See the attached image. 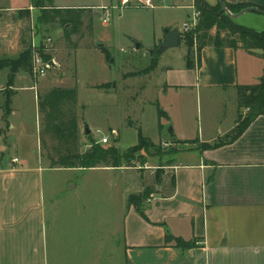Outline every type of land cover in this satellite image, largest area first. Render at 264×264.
<instances>
[{
	"label": "rangeland",
	"instance_id": "rangeland-1",
	"mask_svg": "<svg viewBox=\"0 0 264 264\" xmlns=\"http://www.w3.org/2000/svg\"><path fill=\"white\" fill-rule=\"evenodd\" d=\"M54 3L85 7L81 18L82 25L77 33L71 32L66 36L62 25L42 23L39 9L33 6L30 7L29 18L13 23L15 20H12V14L7 16L8 22L2 29L6 37L2 39L6 41H0V59L8 61L18 58L24 50L31 53L34 45L42 44L46 37H50L52 41L48 60L53 65L45 67L44 76L38 79L31 76V89L26 88L19 92L16 102L19 111L12 118L16 124L12 143L19 145L28 155L31 154L32 163L36 161L40 167H44L42 182L49 193L53 192L62 197L69 193L77 195L79 200L76 198L77 202L71 204L73 212L74 203L79 206L85 203V212L80 211V217L83 215L87 220L83 227L85 250H92L94 243L98 245V237L103 253L101 264H114L109 255L113 257L117 251L113 239L115 227L117 243L122 242L125 196L138 194L145 186L154 190L158 173L169 180L171 166L180 152L207 150L204 148L206 145H213L218 138L210 143L199 142L198 128L204 130L203 136L207 138L206 134L213 132L219 124L224 127L236 121L237 90H200L197 94L179 90L186 97L181 96L178 99V93H174L176 97H171V90L177 89L168 90L163 84L161 68L175 67L185 61L189 47L187 37L193 35L200 18L195 0H154V4L159 5L153 9L144 8L134 1L122 7L116 0H52V4ZM216 4L217 2L213 6ZM29 5L30 0H0V6L9 9ZM100 5L109 8L110 15L106 22L102 20ZM112 5L117 7L111 8ZM188 5L190 7L187 8ZM0 13L7 14L8 11L1 10ZM193 14L197 24L187 34L182 35L179 28L184 20L190 21ZM261 19H264V15L253 11L232 21L224 16L221 18L223 25H228L234 31L252 28L251 26L264 28ZM168 22H173V27L179 31V45L156 53L158 46L153 37L159 36ZM211 33H219L221 36L226 34L218 28H213ZM136 43L140 44L138 49L135 47ZM236 49L239 60L246 54L258 59L256 61L261 64L262 74V58L249 54L242 47L238 46ZM150 50L153 52L150 53ZM154 59H157L158 66H153ZM10 72V67L0 69V103H6L7 98L16 92L14 80L17 75L28 78L29 74L18 70L14 73L12 83H9ZM259 79L260 77L251 84L258 83ZM21 83L22 81L17 85ZM54 87L76 88L74 110L78 118L79 150L82 152L89 146L83 133V124L86 123L97 142L101 143L103 135H110L109 141L101 144H114L118 148L121 155L118 167L108 171H79L54 170L45 166L42 151L44 141L47 140L48 148L55 141L46 137L49 121L44 110L40 108L38 98ZM172 98L177 102L179 100L176 108L167 103ZM165 106L171 114L165 111ZM245 113L246 110L242 109V117ZM179 124L190 130L186 133L187 141H179L167 130ZM2 134L0 132L1 141L4 140ZM8 153L9 156L14 154L11 151ZM74 185H78L76 190L70 189ZM152 197L151 194L148 199ZM57 213L60 218L61 207L57 209ZM99 215L103 220L102 229H98L97 223L94 224L92 220ZM89 236L96 238L91 246L88 242ZM92 262L93 259L87 255L85 263Z\"/></svg>",
	"mask_w": 264,
	"mask_h": 264
},
{
	"label": "crops",
	"instance_id": "crops-1",
	"mask_svg": "<svg viewBox=\"0 0 264 264\" xmlns=\"http://www.w3.org/2000/svg\"><path fill=\"white\" fill-rule=\"evenodd\" d=\"M150 1L151 6H140L153 9L159 5ZM205 1L210 5L218 2ZM223 1L264 7V0ZM53 5L72 7L60 3ZM30 7L31 3L28 7L13 9L0 6V11H8L7 14L0 13L1 42L6 41L2 39L6 38L2 29L8 22L7 16L12 14L15 23L22 20L16 11ZM172 24L166 23L165 28L173 27ZM251 27L264 31V28ZM164 35L163 31L153 37L156 45ZM251 57L246 54L239 60L236 48L205 46L200 50L199 66L195 64L188 68L184 61L175 67L161 68L163 84L168 90L176 88L171 90V97L178 93V99L186 97L179 90L197 94L200 90L227 91L236 89L237 85H251L262 75L258 59ZM27 77L19 74L14 80L16 92L9 98L10 112L6 118L3 117L5 103H0V132L4 139H0V264H86L87 255L93 259L90 264H101L100 238L97 237L99 244L94 243L92 250H85L83 227L87 220L83 215L80 217V211L85 212V203L82 206L74 203L73 212L71 204L76 198L79 200L77 195L69 193L62 197L49 193L42 182L44 167L35 160L32 163L31 154L12 143L16 128L12 118L19 111L16 106L19 92L32 86L31 75L27 74ZM174 99L167 103L176 108L179 100ZM164 109L171 114L168 107ZM235 124L236 121L224 127L219 124L213 132L206 134L207 138L199 127L198 140L213 142ZM167 130L179 141H187L186 133L190 131L181 124ZM8 151L14 154L9 156ZM13 158L18 162L11 163ZM45 163L47 168L54 170H112L104 166L50 168L48 160L45 159ZM171 168L170 179L162 175L153 197L144 203L145 217L134 206L127 205L130 194L125 196L122 242L117 243L115 227L113 239L117 251L113 257L109 255V259L114 264H264V113L231 143L202 151L180 152ZM77 186L70 189L76 190ZM92 220L98 229H102L100 215ZM167 234L185 241L194 240L195 246L176 248L173 242L165 243ZM94 239L89 236L90 246Z\"/></svg>",
	"mask_w": 264,
	"mask_h": 264
},
{
	"label": "trees",
	"instance_id": "trees-1",
	"mask_svg": "<svg viewBox=\"0 0 264 264\" xmlns=\"http://www.w3.org/2000/svg\"><path fill=\"white\" fill-rule=\"evenodd\" d=\"M31 6L39 9V19L44 24L57 23L64 27L66 36L71 32L77 33L82 25V16L85 7H56L52 0H30ZM231 13H237L248 4L225 3ZM195 6L200 12L199 23L193 31V35L187 37L189 47L185 55V63L188 68H193L195 64L200 65V50L205 46L215 47H242L251 55L259 56L264 62V31L253 28H245L241 31H234L228 25H223L222 16L227 20L231 18L221 9V5H208L205 0H195ZM261 9L264 7L258 6ZM18 18L25 19L30 16V9L24 8L16 11ZM170 28V27H168ZM218 28L226 34H212L211 30ZM182 34V33H181ZM187 34L183 33L182 35ZM237 37H234V35ZM180 40V38H179ZM40 52H42L40 50ZM44 59L50 56L43 55ZM157 65V59L153 60V66ZM10 67L8 82L12 83L14 73L18 70L31 72V54L29 50H24L20 56L14 60L0 59V69ZM237 120L235 126L225 135L220 137L213 145H206L205 149L217 148L236 140L244 130L259 115L264 113V64L262 75L256 84L237 85ZM39 105L48 117L47 139L55 141L51 147H47L44 141L42 151L45 159L49 162L50 168H80L91 169L99 166L116 168L120 165L121 155L114 145L104 146L97 142L91 134L86 138L89 146L86 150H79V130L78 118L75 113L76 88L54 87L45 92L39 98ZM9 98H7L3 117L10 112ZM246 113L242 117L241 110ZM160 173L155 177L156 183H160ZM174 186V179L171 178ZM153 188L145 186L139 194H130L127 197V205L134 206V209L143 217V206L149 196L153 193ZM176 248L189 249L195 246L194 242L185 241L171 235L165 236V243H172Z\"/></svg>",
	"mask_w": 264,
	"mask_h": 264
},
{
	"label": "built area",
	"instance_id": "built-area-1",
	"mask_svg": "<svg viewBox=\"0 0 264 264\" xmlns=\"http://www.w3.org/2000/svg\"><path fill=\"white\" fill-rule=\"evenodd\" d=\"M131 1L136 2L138 5H143V6H151V1L150 0H119V5L122 7L123 5H128L131 3ZM117 6H112L111 8H116ZM99 9L101 10L103 14V22H106L109 18V8L108 6H100ZM197 24V19L195 17V14L192 15V18L190 21H185L183 22L182 26L179 28V31L183 34L188 32L191 27ZM50 37H46L43 39V43L38 45H34L31 51V72L30 75L33 76V78H40L45 75V67L50 66V60L44 59L43 55H48L52 48V43H51ZM40 44V45H39ZM40 50L42 52H40ZM110 135L106 134L103 135L100 139L101 143H107L109 141ZM13 162H17V158H13Z\"/></svg>",
	"mask_w": 264,
	"mask_h": 264
},
{
	"label": "water",
	"instance_id": "water-1",
	"mask_svg": "<svg viewBox=\"0 0 264 264\" xmlns=\"http://www.w3.org/2000/svg\"><path fill=\"white\" fill-rule=\"evenodd\" d=\"M219 4L221 5V9L222 11H224L227 15H229L231 18H238L239 16L245 14L246 12H257L260 14L264 15V9H261L257 6H248L243 8L242 10H240L237 13H231L228 8L225 5V2L223 0H218ZM164 37L163 39L160 41V43L157 45V49H156V53H161L166 51L169 48L172 47H177L179 45V38H180V34L179 31L176 27L173 28H165L164 29ZM99 45H101V43H99ZM140 46L139 43L135 44L136 49H138ZM153 50H150V53H152ZM51 65H53V62H50ZM83 133L85 136L91 134V129L89 128V126L84 123L83 124Z\"/></svg>",
	"mask_w": 264,
	"mask_h": 264
}]
</instances>
